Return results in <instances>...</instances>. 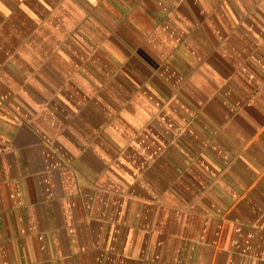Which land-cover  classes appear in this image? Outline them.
<instances>
[{"label": "crops", "instance_id": "obj_1", "mask_svg": "<svg viewBox=\"0 0 264 264\" xmlns=\"http://www.w3.org/2000/svg\"><path fill=\"white\" fill-rule=\"evenodd\" d=\"M0 264H264V0H0Z\"/></svg>", "mask_w": 264, "mask_h": 264}]
</instances>
